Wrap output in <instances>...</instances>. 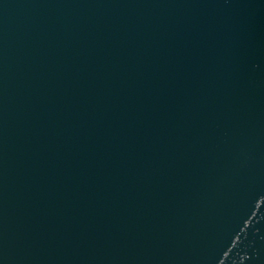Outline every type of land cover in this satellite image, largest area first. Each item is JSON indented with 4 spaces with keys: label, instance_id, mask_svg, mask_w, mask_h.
Returning a JSON list of instances; mask_svg holds the SVG:
<instances>
[{
    "label": "water",
    "instance_id": "water-1",
    "mask_svg": "<svg viewBox=\"0 0 264 264\" xmlns=\"http://www.w3.org/2000/svg\"><path fill=\"white\" fill-rule=\"evenodd\" d=\"M0 264H264V0H0Z\"/></svg>",
    "mask_w": 264,
    "mask_h": 264
}]
</instances>
